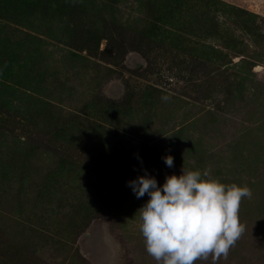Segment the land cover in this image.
<instances>
[{
    "label": "rangeland",
    "instance_id": "374dc122",
    "mask_svg": "<svg viewBox=\"0 0 264 264\" xmlns=\"http://www.w3.org/2000/svg\"><path fill=\"white\" fill-rule=\"evenodd\" d=\"M183 168L264 264V0H0V264H157L129 182Z\"/></svg>",
    "mask_w": 264,
    "mask_h": 264
},
{
    "label": "clouds",
    "instance_id": "9594fccd",
    "mask_svg": "<svg viewBox=\"0 0 264 264\" xmlns=\"http://www.w3.org/2000/svg\"><path fill=\"white\" fill-rule=\"evenodd\" d=\"M164 162L174 167L171 155ZM210 177L209 169L183 168L182 175L168 176L162 187L148 175L129 182L137 199L150 197L139 209L140 231L157 264H195L209 257L216 264L227 259L245 233L239 209L244 199H251V188Z\"/></svg>",
    "mask_w": 264,
    "mask_h": 264
}]
</instances>
